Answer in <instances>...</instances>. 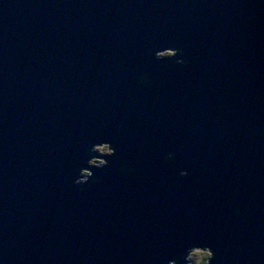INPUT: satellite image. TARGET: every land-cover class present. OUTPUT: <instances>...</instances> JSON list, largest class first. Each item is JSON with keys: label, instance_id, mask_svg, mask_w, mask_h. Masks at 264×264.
Wrapping results in <instances>:
<instances>
[{"label": "water", "instance_id": "1", "mask_svg": "<svg viewBox=\"0 0 264 264\" xmlns=\"http://www.w3.org/2000/svg\"><path fill=\"white\" fill-rule=\"evenodd\" d=\"M203 247L264 264V0H0V264Z\"/></svg>", "mask_w": 264, "mask_h": 264}, {"label": "clouds", "instance_id": "2", "mask_svg": "<svg viewBox=\"0 0 264 264\" xmlns=\"http://www.w3.org/2000/svg\"><path fill=\"white\" fill-rule=\"evenodd\" d=\"M139 79L143 80V79H146V77H140ZM101 150L104 152L109 151L107 145L102 146ZM171 156H172V153H166L164 158L168 159ZM180 174L185 175L186 173L181 171ZM233 211H234V214H236L237 210H233ZM190 255L196 257V264H210V261L213 258V252L208 247L191 249ZM169 264H171V262H169Z\"/></svg>", "mask_w": 264, "mask_h": 264}, {"label": "rangeland", "instance_id": "3", "mask_svg": "<svg viewBox=\"0 0 264 264\" xmlns=\"http://www.w3.org/2000/svg\"><path fill=\"white\" fill-rule=\"evenodd\" d=\"M102 146H104V145H102ZM102 146H97L95 148V151H96L98 156H103V155H105V154L110 152V150L107 151V152L102 151L101 150ZM95 160H97V161H95ZM103 162L104 161L99 159V158H93L92 160H90L89 163L92 164V165H96V164L103 163ZM189 259L192 261V262L190 261V264H196V257L190 255Z\"/></svg>", "mask_w": 264, "mask_h": 264}, {"label": "trees", "instance_id": "4", "mask_svg": "<svg viewBox=\"0 0 264 264\" xmlns=\"http://www.w3.org/2000/svg\"><path fill=\"white\" fill-rule=\"evenodd\" d=\"M96 157H98L97 153H96ZM99 158H100V156H99ZM95 161H97V160H95Z\"/></svg>", "mask_w": 264, "mask_h": 264}, {"label": "snow or ice", "instance_id": "5", "mask_svg": "<svg viewBox=\"0 0 264 264\" xmlns=\"http://www.w3.org/2000/svg\"><path fill=\"white\" fill-rule=\"evenodd\" d=\"M181 175H183V174H181Z\"/></svg>", "mask_w": 264, "mask_h": 264}]
</instances>
